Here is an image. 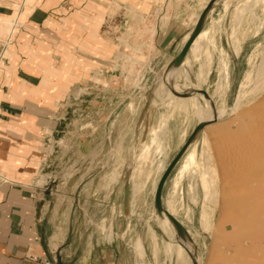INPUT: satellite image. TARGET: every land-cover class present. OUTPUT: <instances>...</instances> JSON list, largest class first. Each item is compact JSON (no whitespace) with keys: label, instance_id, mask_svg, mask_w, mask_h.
Masks as SVG:
<instances>
[{"label":"rangeland","instance_id":"obj_1","mask_svg":"<svg viewBox=\"0 0 264 264\" xmlns=\"http://www.w3.org/2000/svg\"><path fill=\"white\" fill-rule=\"evenodd\" d=\"M204 1L160 0L144 13L126 7V0H119L117 8H106L109 16L99 33L103 49L111 37L124 36L125 44L117 41L123 54L119 55L116 69L108 70L106 75H101L100 70L89 74L90 67V81L79 95L82 101L69 110L74 123L70 122L66 129L71 144L80 148L75 149L78 153L70 151L65 156V172L70 176L80 172L81 177L91 176L101 183L96 194L87 188L83 198L76 201L78 209L87 214L99 211V217L86 218L85 227L75 235L82 252H87L91 244L108 242L113 237L114 217L120 226L116 233L124 243H130L139 264H190L177 260L173 247L177 240L161 228L154 194L162 173L199 121L190 107L172 105L168 98L154 93L155 79L172 59L157 51L154 40L157 32H165L160 23L165 21L168 25L173 18L171 28L181 30L179 39L171 44L162 43V49L173 53L177 43L184 42L191 32L204 9ZM259 1V5L249 7L237 18L234 7L241 1L233 0L225 7L219 0L205 19L203 28L208 29L215 47L208 46V55H202L210 65L203 66L206 77L203 75L201 87L212 96L209 100L213 109L225 111L216 121L207 123L208 128L220 132L197 134L161 192L163 206L172 205L173 216L188 231L197 257L201 255L196 251L197 245L199 250H209L207 264L214 259L217 264H264V82L253 90L254 85L250 86L245 100L232 109L239 81L259 68L264 54V0ZM127 29L129 40L125 37ZM169 45L171 48H167ZM235 48H240L238 53ZM200 49H204V44ZM189 50L182 71L173 79L181 86L189 80L197 81L200 63ZM188 87L182 90L190 91L185 89ZM95 97L98 102L101 99V111L94 103ZM199 100L206 104L200 96ZM161 116L164 129L154 138L158 145L152 147L148 128L158 125ZM184 159H191L187 168H182ZM73 165H77V171L72 170ZM126 173L128 217L123 215L121 197ZM114 185L117 191L110 196ZM199 233L204 236L201 240Z\"/></svg>","mask_w":264,"mask_h":264},{"label":"crops","instance_id":"obj_2","mask_svg":"<svg viewBox=\"0 0 264 264\" xmlns=\"http://www.w3.org/2000/svg\"><path fill=\"white\" fill-rule=\"evenodd\" d=\"M157 2L126 0L125 5L144 13ZM118 3L0 0V264H139L130 243L116 233L120 226L114 217L113 237L82 252L75 235L85 227V219H97L99 211L87 214L76 201L87 188L96 194L101 183L91 176L71 179L75 173L70 176L64 167L67 153L76 154L80 148L71 144L66 129L69 110L82 101L79 95L90 81L87 71L91 67L89 74L100 70L106 75L116 69L123 54L117 41L125 44L124 36L111 37L103 49L99 34L109 16L107 6L111 10ZM171 19L168 25L160 23L165 32H157L154 40L157 51L169 59L184 44L180 40L173 53L162 49V43L179 39L181 30L171 28L175 21ZM99 100L95 97L94 103L101 111ZM112 190L110 196L116 185ZM200 233L198 240L204 238ZM196 251L207 264L209 250L197 245Z\"/></svg>","mask_w":264,"mask_h":264},{"label":"bare ground","instance_id":"obj_3","mask_svg":"<svg viewBox=\"0 0 264 264\" xmlns=\"http://www.w3.org/2000/svg\"><path fill=\"white\" fill-rule=\"evenodd\" d=\"M202 1V0H201ZM210 0H206L203 2V8L206 7V5L209 3ZM219 0H215V4L218 2ZM233 0H222V3L223 5H225V7H228L230 2H232ZM241 2H238L235 4V7H234V10L236 9L235 11V17L239 18L241 15H243V13L248 10L249 7H254L256 5H259L258 1L259 0H240ZM260 1H263V0H260ZM259 1V2H260ZM258 3V4H257ZM214 4V5H215ZM214 7V6H213ZM227 9V8H225ZM211 11V10H210ZM208 16V15H207ZM234 17V18H235ZM236 19V18H235ZM166 20V19H165ZM166 22L164 21V24ZM210 23V22H209ZM212 23V22H211ZM209 25V24H207ZM211 26H213L211 24ZM194 27V26H193ZM192 27V29H193ZM192 29L190 31H192ZM211 29H214V28H211ZM210 32L213 33V31L211 30ZM191 33V32H190ZM189 34L186 35L185 39H184V43L187 41L188 37H189ZM210 34L208 33V29L207 28H202V30L199 32V34L195 37V39L193 40V42L191 43L190 45V50L191 52H193L192 54L194 55V57L199 61L200 65H199V71H198V74H197V81H192V80H189V83H184L185 86H181L180 84H178L177 82H174L173 79L175 78H178L177 74H179L182 69H181V65L187 61V56L184 58V60L182 61V63L179 65V66H174V65H171L170 67H167L168 63L174 58L168 60L167 64L163 67V72L161 74H159L157 76V78L155 79L156 80V84H155V87H154V93L160 95V96H163V97H166L168 98L170 101L169 103H172V105H177V106H181V107H190V111L192 113V115H194L197 120L199 121V123H210V122H214L216 121L219 117H221L223 114H224V109H218V110H214L213 109V105L211 103V101L209 99L212 100V96L209 95L208 96V99L205 98L202 94H198V93H191V94H187L185 96H180V95H177L173 92H171V89H173L176 93H184L186 91H183V87H188L190 86V88H185V89H188L190 91L192 90H202V85H201V81L203 80V75L205 76V70H203V66L205 65L206 68L209 67L210 63L209 61L206 59H203L202 58V55L204 54L205 56H207L208 54L206 53L207 50H208V46H214L210 36ZM213 35H211L212 37ZM213 38V37H212ZM235 41V40H234ZM233 41V42H234ZM204 44V49L201 51L200 47L203 46ZM234 44L236 45V41L234 42ZM238 45H236L237 47ZM240 47V45H239ZM203 48V47H202ZM236 50V48H235ZM240 50V48L236 50V53H238ZM190 52V53H191ZM222 52V51H221ZM189 54V53H188ZM209 64V65H208ZM223 64V63H222ZM208 71H210V69H208ZM208 71H207V74H208ZM224 71V69H223ZM221 71V72H223ZM220 72V71H219ZM204 73V74H203ZM225 72H223L224 74ZM221 75L224 76V75ZM156 75V74H155ZM185 77H186V80L188 79V77L186 76L185 74ZM206 77V76H205ZM205 80V79H204ZM188 81V80H187ZM224 81V80H223ZM226 81V80H225ZM264 82V54H263V57L261 59V62H260V65H259V68L256 69L255 71L253 72H248L240 81H239V84L237 86V89H236V92H235V98H234V105L232 106V109H235L238 105H240L241 102H243L246 98V96L248 95L249 93V89H250V86L252 87V85H254L251 90H253L254 88L256 89L257 87H259L262 83ZM155 83V82H154ZM219 84L218 83V90H219ZM183 85V84H182ZM188 85V86H186ZM263 85V84H262ZM250 90V92H251ZM219 93V92H218ZM199 96L202 97L205 101L206 104H202L199 100ZM256 106V105H255ZM249 107V106H248ZM253 109V108H251ZM253 112L254 109H253ZM256 113V112H255ZM239 117V116H238ZM159 118V117H158ZM240 120V119H239ZM159 123L155 126H150L148 128V131H149V134L152 136L151 137V142H150V146L152 147H155L156 145H158V142L154 139L155 137H157L164 129V124L162 123L164 120L162 119V116L160 118V120H158ZM154 122V121H152ZM157 122V121H156ZM243 122V121H242ZM258 122V121H257ZM262 123V122H261ZM144 124V123H143ZM146 124V123H145ZM147 125V124H146ZM209 124L205 125V127L203 128L202 132H210V134H212L213 132L214 133H217V132H220L218 131L219 129H210L208 128ZM259 125V124H258ZM242 126H244L242 124ZM263 126V123L261 125V128ZM247 128V127H246ZM257 129H260V128H257ZM261 130V129H260ZM259 132V131H258ZM204 134V133H203ZM218 136V135H217ZM235 136V135H234ZM237 136V135H236ZM235 136V137H236ZM241 136V135H240ZM242 137V136H241ZM220 138V137H219ZM233 138V137H232ZM234 139V138H233ZM240 139V138H239ZM238 139V140H239ZM218 140V139H217ZM237 140V141H238ZM234 141V140H233ZM236 141V140H235ZM236 141V142H237ZM149 143V142H148ZM236 145V144H235ZM237 146V145H236ZM158 148V147H157ZM152 149V148H151ZM189 155V154H188ZM188 155L186 154V158L188 157ZM184 156V157H185ZM190 157V156H189ZM185 158V159H186ZM185 159L183 160L182 163H184L183 167L182 168H187L191 161L187 159V161H185ZM193 161V160H192ZM187 162V163H186ZM187 165V166H185ZM165 171V170H164ZM163 174V173H162ZM162 176V175H161ZM161 178V177H160ZM159 178V180H160ZM159 182V181H158ZM158 184V183H157ZM157 186V185H156ZM177 189V188H176ZM156 190V189H155ZM180 192V190H179ZM179 194V193H178ZM178 196V195H177ZM179 197V196H178ZM175 199V197H174ZM180 199V198H179ZM172 206V205H171ZM170 204H165V207L164 209L173 216V210L171 208ZM203 214V212H202ZM201 214V216H202ZM156 215V214H155ZM159 220V224L161 226V228L165 231V232H168L170 234L168 235H175V230L172 226V224L169 222V220L167 219L166 216L164 215H157ZM174 217V216H173ZM203 217V216H202ZM203 219V218H202ZM176 238V236H175ZM173 247L176 249V254L178 255V258L177 260L179 259L180 261L182 262H187V263H190V264H193L192 260H191V255L194 256L195 260L197 261L198 264H200V260L199 258L197 257V255L195 254L192 246H191V243L189 242H186V241H177L173 244ZM178 260V261H179Z\"/></svg>","mask_w":264,"mask_h":264},{"label":"water","instance_id":"obj_4","mask_svg":"<svg viewBox=\"0 0 264 264\" xmlns=\"http://www.w3.org/2000/svg\"><path fill=\"white\" fill-rule=\"evenodd\" d=\"M215 4V0H210L209 3L204 7L202 10L199 18L197 19L187 41L183 44L182 48L180 51L174 56V58L168 63L167 67H170L171 65L174 66H179L182 61L184 60L187 51L190 48L191 43L195 39V37L199 34V32L203 28V24L205 22V19L207 18V15L209 14L210 10L213 8ZM171 92L180 95V96H185L187 94L191 93H198L202 94L205 98L208 99V95L205 91L200 90H192V91H186L184 93H176L173 89H171ZM148 105V100L146 101L144 105V112L146 111ZM207 125V123H198L196 127L192 130L190 136L187 138L186 142L183 144V146L180 148V150L177 152V154L173 157V159L170 161L168 166L166 167L165 171L163 172L155 190L154 194V207L157 215H164L167 217L169 222L172 224L174 230H175V236L177 241H186V242H192V239L188 233V231L183 227L181 222H179L178 219L173 217L171 214H169L163 206L162 199H161V192L163 185L168 178L169 174L175 167V165L179 162L183 154L187 151L189 146L194 142L197 134L203 130V128ZM79 172L75 173L71 179H76L79 177ZM122 210H123V215L125 217L129 216V175L126 173L125 174V179L123 183V193H122ZM191 260L193 264H198L197 261L195 260L194 256L191 255Z\"/></svg>","mask_w":264,"mask_h":264},{"label":"built area","instance_id":"obj_5","mask_svg":"<svg viewBox=\"0 0 264 264\" xmlns=\"http://www.w3.org/2000/svg\"><path fill=\"white\" fill-rule=\"evenodd\" d=\"M4 50H5V48L2 49V54H3ZM2 58H3V56L0 54V59H2Z\"/></svg>","mask_w":264,"mask_h":264}]
</instances>
